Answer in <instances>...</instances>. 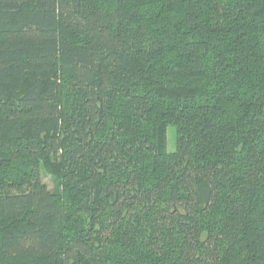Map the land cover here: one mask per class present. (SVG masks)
I'll return each mask as SVG.
<instances>
[{"label":"trees","instance_id":"trees-1","mask_svg":"<svg viewBox=\"0 0 264 264\" xmlns=\"http://www.w3.org/2000/svg\"><path fill=\"white\" fill-rule=\"evenodd\" d=\"M0 264H264V0H0Z\"/></svg>","mask_w":264,"mask_h":264},{"label":"rangeland","instance_id":"rangeland-1","mask_svg":"<svg viewBox=\"0 0 264 264\" xmlns=\"http://www.w3.org/2000/svg\"><path fill=\"white\" fill-rule=\"evenodd\" d=\"M176 149V130L173 126L168 128V151L173 152ZM42 178L44 183L50 188L53 189L57 177L53 174H50L45 168L42 169Z\"/></svg>","mask_w":264,"mask_h":264}]
</instances>
